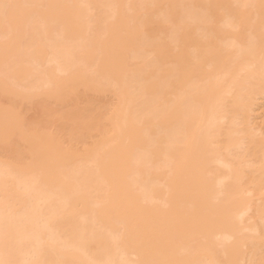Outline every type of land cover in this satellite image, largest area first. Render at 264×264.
I'll return each instance as SVG.
<instances>
[{"label": "bare ground", "instance_id": "1", "mask_svg": "<svg viewBox=\"0 0 264 264\" xmlns=\"http://www.w3.org/2000/svg\"><path fill=\"white\" fill-rule=\"evenodd\" d=\"M263 95L264 0H0V264H264Z\"/></svg>", "mask_w": 264, "mask_h": 264}, {"label": "rangeland", "instance_id": "2", "mask_svg": "<svg viewBox=\"0 0 264 264\" xmlns=\"http://www.w3.org/2000/svg\"><path fill=\"white\" fill-rule=\"evenodd\" d=\"M263 97H264V95L262 96V99H260L261 104H259V107H260V108L258 109L259 112H257L258 114L256 113V115H257V117H259L260 121H258L259 119L255 116V120H256V118H257L258 120H256V121H257L258 123H259V122H262V123H260V124H262V126H261L262 129H264V120L261 121L262 118H260V116L263 117V115H264V98H263ZM260 124H259V126H260ZM263 131H264V130H263Z\"/></svg>", "mask_w": 264, "mask_h": 264}]
</instances>
